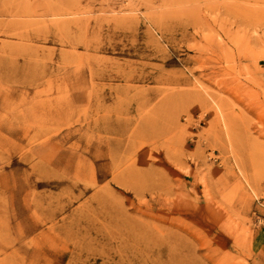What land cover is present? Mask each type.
<instances>
[{"label": "rangeland", "instance_id": "obj_1", "mask_svg": "<svg viewBox=\"0 0 264 264\" xmlns=\"http://www.w3.org/2000/svg\"><path fill=\"white\" fill-rule=\"evenodd\" d=\"M0 264H264V0H0Z\"/></svg>", "mask_w": 264, "mask_h": 264}, {"label": "crops", "instance_id": "obj_2", "mask_svg": "<svg viewBox=\"0 0 264 264\" xmlns=\"http://www.w3.org/2000/svg\"><path fill=\"white\" fill-rule=\"evenodd\" d=\"M259 241H261V240H259ZM259 241H258V242H259ZM260 244H261V243H260Z\"/></svg>", "mask_w": 264, "mask_h": 264}]
</instances>
